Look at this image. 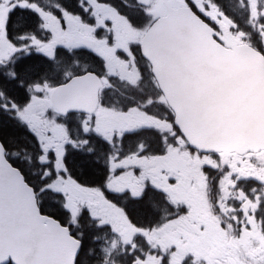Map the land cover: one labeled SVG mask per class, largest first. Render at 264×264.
I'll use <instances>...</instances> for the list:
<instances>
[{
    "label": "snow or ice",
    "instance_id": "snow-or-ice-1",
    "mask_svg": "<svg viewBox=\"0 0 264 264\" xmlns=\"http://www.w3.org/2000/svg\"><path fill=\"white\" fill-rule=\"evenodd\" d=\"M185 3L211 25L214 40L217 21L227 18L229 31L264 59V0H236L230 9L220 0ZM150 8V0H0V160L64 233L70 264H172L171 250L148 233L187 209L173 204L142 162L165 155L174 138L133 122L137 113L153 115L155 73L138 42L128 52L114 47L117 18L135 30L153 19ZM101 44L124 71L113 68ZM253 179L236 175L231 187L242 195H217L214 204L218 212L222 199L227 207L221 229L251 241L244 264H264V181L238 188ZM70 189L82 197L74 201ZM181 264L210 262L188 256Z\"/></svg>",
    "mask_w": 264,
    "mask_h": 264
},
{
    "label": "water",
    "instance_id": "water-1",
    "mask_svg": "<svg viewBox=\"0 0 264 264\" xmlns=\"http://www.w3.org/2000/svg\"><path fill=\"white\" fill-rule=\"evenodd\" d=\"M163 1L140 45L175 125L200 152L264 149V59L238 40H214L190 6ZM0 169V263L70 264L64 233L20 174L2 160Z\"/></svg>",
    "mask_w": 264,
    "mask_h": 264
},
{
    "label": "flooded vegetation",
    "instance_id": "flooded-vegetation-1",
    "mask_svg": "<svg viewBox=\"0 0 264 264\" xmlns=\"http://www.w3.org/2000/svg\"><path fill=\"white\" fill-rule=\"evenodd\" d=\"M117 32L115 36L114 47H120L129 51L128 36L133 29L117 18ZM121 41V42H120ZM101 46V51L106 48ZM110 60L114 63L116 69L123 71L124 66L121 60H118L111 51ZM140 114V113H139ZM140 116H144L140 114ZM151 121L147 117L145 122ZM180 140H174L173 150L177 152L180 148ZM183 163L181 156L173 158L171 151L168 150L166 156L162 158L152 157L143 161L146 171L155 174L159 186L164 188L173 204L183 206L186 212H180L179 216L173 219L160 220L156 230L148 233V237L163 250H171L172 264H181V261L188 256L203 258L210 264H225L226 261H236V264H244L243 257L250 249L246 246L251 242L246 235L243 239H234L231 234L225 233L220 227V212L227 211L226 205L221 202L220 212L217 211L214 201L217 195L221 196L219 182L227 175L228 183L235 182L236 175L240 177H252L253 180L241 181L238 188L245 191L251 187L260 185L257 181H264V156H257L252 153L239 154L231 152L223 155L220 152L201 153L189 150L186 147ZM192 166L193 169H185L186 166ZM231 172V176L228 173ZM72 196L81 197L79 190L71 189ZM232 193L242 194L233 189ZM201 199L202 201H197ZM254 205L245 204V207ZM171 215V214H170ZM123 231L132 230L126 225V222L120 221ZM243 244V247L240 245ZM4 264H12L9 260Z\"/></svg>",
    "mask_w": 264,
    "mask_h": 264
},
{
    "label": "rangeland",
    "instance_id": "rangeland-1",
    "mask_svg": "<svg viewBox=\"0 0 264 264\" xmlns=\"http://www.w3.org/2000/svg\"><path fill=\"white\" fill-rule=\"evenodd\" d=\"M151 1L152 0H150V2ZM153 1L155 2L156 7L158 8V9H155L153 7V9L156 12H161V10L163 8L162 7L163 6L162 0H153ZM177 1L181 2V0H177ZM203 3H206V2H201L200 1L199 4L202 6ZM208 14L210 16H212L213 19H215L217 17V15H218V11H217V9L215 7H212L209 10V13ZM217 23L222 24L223 27H225V29H220V33L218 34L219 38L222 41L228 42V41L233 40L235 37H237L236 35H234L233 33H231L229 31V21L228 20H223L221 18L220 20L217 21ZM117 24H118V21L116 20V25ZM141 35H142V32L135 29V30L132 31V34L130 36L129 35H126V36H128L127 41L129 40V42H131V41L137 39V37H139ZM99 47H101V46H99ZM103 52H105V54L108 56V58L110 57V55H111V50L110 49L104 48ZM109 62H110V60H109ZM113 68H114V66H113ZM122 69L124 71V66L122 67ZM134 74H135V70H133V75ZM146 118H147L146 116H140V114L137 113L135 115V117L133 118V122H135V123H142V122H145L146 121ZM151 124L154 125L155 127H157L158 129H160L161 131H167V135H174L175 134L174 127H173L172 123H170L169 121L163 120V121H160L157 124L156 123H151ZM176 138H177V136H176ZM173 148H174V146L172 144H170L169 147H168V150L171 151V156L173 158H178V157L181 156L182 163H183L185 157L187 156V154H185V152L186 151L188 152V150L185 149L186 147L183 146V147H180L177 152H174ZM252 154L257 155V156H264V149L263 150H260V151H257V152H253ZM159 157H162V156H159ZM157 159H158V157H157ZM185 169L192 170L193 167L190 166V165H188L185 168H183V170H185ZM228 175H230L231 178H232V180H234L233 177H232V175H231V172H229ZM262 178L263 177H261V181H263ZM231 185H232V182L228 183V177H227V175L224 177L223 180H221V182H219V190L221 189V197L222 198H227L229 196H233V197H237L238 196L237 193H232L233 188L231 187ZM81 196H82V194H81ZM72 199L75 201V198L74 197H72ZM197 201L200 202L202 200L199 199ZM221 202H223V199L221 200ZM121 230H122V227H121ZM125 232L129 235V232L128 231H125ZM250 243L246 246V249H250ZM240 245L243 247V244L242 243H240Z\"/></svg>",
    "mask_w": 264,
    "mask_h": 264
},
{
    "label": "trees",
    "instance_id": "trees-1",
    "mask_svg": "<svg viewBox=\"0 0 264 264\" xmlns=\"http://www.w3.org/2000/svg\"><path fill=\"white\" fill-rule=\"evenodd\" d=\"M236 3V0H220V4L225 8V9H230L231 7H234ZM150 11V10H148ZM150 23V21H146L145 25L140 26L139 28H137V30L143 32L146 27L148 26V24ZM143 63H146L150 69V66L148 64L147 61H144ZM153 83L156 85L155 80L153 79ZM153 92V96L157 99L158 103L157 105H155L153 107V115L151 117L153 118H157L159 120H172V111L170 110L169 106L167 105L164 96L162 95L161 91L159 90V88L156 87L153 88L152 90ZM176 128V127H175ZM174 128V129H175ZM161 132V131H160ZM175 132H177L174 135H167V132H161L166 134L170 140H172L174 138V140H176V136H181L180 132L178 131V129H175ZM182 137V136H181ZM183 138V137H182ZM173 140V141H174ZM186 144V143H185ZM186 147H188V144L185 145ZM167 154L163 155L166 156ZM48 211H51V209H48ZM159 221L156 222V224Z\"/></svg>",
    "mask_w": 264,
    "mask_h": 264
}]
</instances>
